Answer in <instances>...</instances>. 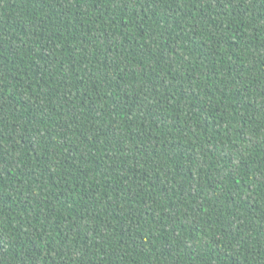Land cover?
<instances>
[{"label":"trees","instance_id":"16d2710c","mask_svg":"<svg viewBox=\"0 0 264 264\" xmlns=\"http://www.w3.org/2000/svg\"><path fill=\"white\" fill-rule=\"evenodd\" d=\"M0 264H264V0H0Z\"/></svg>","mask_w":264,"mask_h":264}]
</instances>
